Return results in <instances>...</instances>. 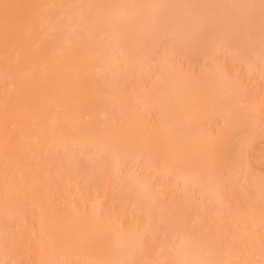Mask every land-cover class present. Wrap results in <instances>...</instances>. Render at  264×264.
Masks as SVG:
<instances>
[{
	"label": "bare ground",
	"instance_id": "obj_1",
	"mask_svg": "<svg viewBox=\"0 0 264 264\" xmlns=\"http://www.w3.org/2000/svg\"><path fill=\"white\" fill-rule=\"evenodd\" d=\"M217 1L0 0V264H264V183L245 187L248 151L233 172L226 149L264 25L257 41L223 15L243 0Z\"/></svg>",
	"mask_w": 264,
	"mask_h": 264
},
{
	"label": "rangeland",
	"instance_id": "obj_2",
	"mask_svg": "<svg viewBox=\"0 0 264 264\" xmlns=\"http://www.w3.org/2000/svg\"><path fill=\"white\" fill-rule=\"evenodd\" d=\"M214 2H220V1H215V0H213ZM227 1H229V2H227ZM231 1H234V2H231ZM248 1H250V0H243L242 2H244V4H246L245 6H247V4L248 3H246V2H248ZM257 1V0H256ZM261 1H264V0H258L257 2H260L261 3ZM239 1H236V3H238ZM253 3L254 4V6H256V8L255 7H253V9H254V11H253V9L251 8V10L249 11V13L251 14L250 16H252V17H254L255 16V19H254V21L252 22V28H246V26H247V24L244 26V25H242L241 23H243V22H241V19L243 18V21H245L246 19L243 17V10H246V9H248L249 10V8H241V6L243 7L244 6V4L242 3L241 5H240V3H238L239 5V10L237 9L238 8V6H236L235 4V0H221V3H220V5H223L224 6V4H226V5H229L230 3H231V5L232 4H234L233 5V9L230 11V12H226V13H223V15L224 16H226L225 14H227L228 13V15L227 16H230V18L229 19H231V23L232 24H234V22L235 21H239V23H240V28H244L245 29V32H246V30L247 31H249V33H250V35L252 34V35H255L257 38H261V34H262V32L260 31V26H261V24L263 23V25H264V4L263 3H258L257 4V2L256 3H254L255 2V0H251L249 3ZM219 4V3H218ZM260 4V5H259ZM225 5V6H226ZM248 5H250V4H248ZM222 6V7H223ZM244 6V7H245ZM237 7V8H236ZM247 7H251V5L250 6H247ZM259 7H263V10H262V13H263V15H259V14H261V11L259 10ZM221 8V7H220ZM258 8V9H257ZM236 9H237V11H236ZM256 9V10H255ZM261 9V8H260ZM197 10V9H196ZM206 10H208V8L206 9ZM235 10V11H234ZM257 10H259L258 11V14H256V13H254L255 11H257ZM198 11V10H197ZM203 11V10H202ZM239 11V12H238ZM242 11V12H241ZM247 11V10H246ZM145 12V11H144ZM195 12V11H194ZM200 12V9H199V11H198V13ZM235 12H236V15H235ZM240 12L242 13V15L240 14ZM195 13H197V12H195ZM234 13V14H233ZM237 13L238 14H240L239 16H237ZM247 13V12H246ZM146 14H148V12H146ZM204 14H206V13H204ZM221 15V14H220ZM222 15V16H223ZM143 16V15H142ZM144 16H145V14H144ZM143 16V17H144ZM247 17H249V15L247 14L246 15ZM259 16V17H258ZM239 17H240V19H239ZM246 17V18H247ZM256 17H258L257 19H256ZM263 17V18H262ZM220 18V17H219ZM260 18V19H259ZM262 18V19H261ZM218 18H216V20H217ZM223 19V18H222ZM224 19H226L225 17H224ZM228 19V18H227ZM226 19V20H227ZM251 19V18H250ZM219 20V19H218ZM235 20V21H234ZM252 20V19H251ZM223 21V20H222ZM247 21L248 22H250L248 19H247ZM188 22H190L189 24L191 25V23H193V20H192V22L191 21H188ZM187 22V23H188ZM217 22V21H216ZM228 22H230V21H228ZM225 23V22H224ZM223 23V24H224ZM246 22H244L243 24H245ZM226 24H227V22H226ZM238 24V23H237ZM221 25V24H220ZM192 26V25H191ZM218 26H219V24H218ZM223 26V25H222ZM230 25L228 24V25H226V26H223V27H229ZM250 25H248V27H249ZM183 26H181V28H182ZM185 27V26H184ZM262 27V26H261ZM186 28V27H185ZM191 30H194L193 28H191ZM243 30V29H242ZM250 30L252 31V33L250 32ZM261 30H263V27H262V29ZM244 31L243 32H241L242 34L243 33H245ZM260 32H261V34H260ZM195 33V32H194ZM240 33V34H241ZM249 33L247 34V36H246V34H245V36L243 35V38L244 37H247V38H245V39H249V37L251 38L252 36H250L249 35ZM260 35V36H259ZM255 36H253L254 38H255ZM259 36V37H258ZM253 37H252V39H253ZM262 37H264V30H263V36ZM168 37H166L164 40H166ZM243 38H241V39H243ZM257 38H255V40H257ZM260 38L257 40V41H259L260 40ZM130 40V44L133 46V44L135 45L136 44V39H135V37H131V39H129ZM156 38L155 39H152V41H154V42H156ZM168 40H169V38H168ZM135 42V43H134ZM169 42H170V40H169ZM156 43H158V40H157V42ZM162 43V44H161ZM161 43H159V44H161L160 45V47L158 46V49H159V52L160 51H164V49H166V48H168V47H166L165 45H168V46H172L170 43V45L169 44H167L168 43V41H161ZM166 43V44H165ZM174 43V42H173ZM148 44H150V43H148ZM147 44V45H148ZM165 44V45H164ZM204 44L205 43H203L202 44V50L204 51V53L206 52L205 51V49H204ZM151 46L150 47H152V44H150ZM157 45V44H156ZM155 45V47H157ZM163 45V46H162ZM191 45V44H190ZM189 45V46H190ZM149 46V45H148ZM176 46V45H175ZM154 47V46H153ZM163 47H165V48H163ZM182 47V46H181ZM180 46H178L176 49H174V50H177L176 51V54L181 58L180 60H182V61H186L185 62V64H187L188 63V60L187 59H184V56H185V54H186V49H185V51H183V52H180L179 50L181 49V51L183 50V48H181ZM147 48V47H146ZM146 50L144 47H140V49H139V52L141 53V50ZM153 49V48H152ZM151 48H150V52H149V50L147 49V51H148V54H150V53H152V51L155 53V52H157V54H159L158 53V49L156 50V48H155V50L156 51H154V49L152 50ZM161 49V50H160ZM163 49V50H162ZM173 50V51H174ZM199 50H200V48H199ZM203 51H201L200 50V52H201V54L199 53L198 55H200V56H198V55H195L194 57L195 58H197L198 60H196L195 58V60L196 61H198V62H196L194 59V62H195V64H193L192 63V65H191V67H196L197 69H201V68H204V67H206L208 64H207V62H205V66H204V60L202 61V54H203ZM138 52V51H137ZM138 52V53H139ZM143 52V51H142ZM162 52H160V53H162ZM175 52V51H174ZM182 53V54H181ZM142 54H145L144 55V57H147V54L146 53H142ZM176 55V56H177ZM143 56V55H142ZM201 57V58H200ZM222 56H220V57H218V58H220V60L218 61V59L216 60L217 62H219V70H220V72H224V71H227L228 70V74L231 72H233V64H234V66H242L243 64L240 62L239 63V61H237V63L236 62H233V61H230L229 59H230V57H229V54H228V59L226 58H221ZM199 58L201 59L200 61H199ZM179 59V58H178ZM224 59V61H222ZM206 60V59H205ZM208 60V63L210 64L211 63V61H209L210 59H207ZM226 60V61H225ZM215 61V63H217ZM231 62H232V65H230L231 64ZM243 62V61H242ZM260 62L261 61H259V64H260ZM244 63V62H243ZM264 63V62H263ZM203 64V65H202ZM207 64V65H206ZM236 64V65H235ZM238 64V65H237ZM255 64V63H254ZM254 64H250V65H252V66H254ZM259 64H258V62L256 63V67L255 68H257L256 70H251L250 71V69H249V67H251V66H249V67H247L246 69H242L241 71H242V73H244L245 72V70H247L248 72H245V74H246V78H247V81L245 82L246 84H247V91H245V90H243L242 91V100H243V102L242 103H240V110L238 111V114H240V116H239V119H240V125L239 126H237V128H238V132H236V133H232L231 134V136L233 137L230 141H229V143L227 144V146H226V149H227V151H228V160H227V165H228V167H230L231 169H232V171L233 172H235V170L237 169V167H238V162H237V158H238V156H239V154L241 153V151H242V149L243 150H246V151H248L247 152V154L245 153V157H249L250 159L248 160V157L247 158H245V161L247 162V168H248V170H250V173H248V178H247V181L245 182V187H247L249 190H251L252 192H254L255 191V189L254 188H252V186H255L256 187V185H258L257 183H264V164H262V163H264V160L263 161H260L259 162V164H256V162H258V161H256V159H254V160H252L253 159V157L250 155V154H253V153H255V152H259V153H264V134H263V132H257V131H255L254 129H255V124H256V120L258 121V119L260 118V113H261V109H259V107H258V95L260 94V91H261V89L259 90V89H257L256 90V86H259V87H261V85L263 84V82H264V78H262V75L260 74V73H258V72H260V71H258V70H260V67L263 65L262 63V65H260L259 66ZM232 66V67H231ZM244 66V65H243ZM258 66H259V69H258ZM264 67V65L262 66V68ZM261 68V69H262ZM251 69H254V68H252L251 67ZM244 71V72H243ZM231 73H230V77H231ZM231 80H232V78H231ZM258 80V81H257ZM260 84L261 82L260 81H262V83L260 84V85H258L257 84V82ZM255 87V88H254ZM0 91H1V89H0ZM249 92H251V94H252V96L250 95V96H247V94L246 93H249ZM254 92V93H253ZM250 116L251 115V121H248V117L247 118H243L242 116ZM241 117H242V119H241ZM246 119V120H245ZM261 133V134H260ZM242 139V140H241ZM250 148H252V151L251 152H249V149ZM76 158L77 159H79V160H86V159H84V157H81V156H83V155H80V154H77L76 153ZM80 157V158H79ZM81 158H83V159H81ZM247 159V160H246ZM249 161L250 162H252V164L251 163H249ZM254 161V162H253ZM95 164H97V165H99V166H97V165H95ZM249 164H251V166L253 165V167H251ZM254 164H255V166H254ZM261 165V166H260ZM263 165V166H262ZM97 166V167H96ZM101 166V167H100ZM130 166H132V165H130ZM256 166L258 167V168H256ZM99 167V168H98ZM102 167H103V165L102 164H100V163H94L93 164V166H91V171H95L96 172V170L97 169H100V170H102ZM136 166H134V167H132L131 169L133 170V171H135L136 172V174L138 173V174H140V173H142V172H139L140 170H139V168H135ZM250 167V168H249ZM252 168H253V170H254V172L252 171ZM137 170H138V172H137ZM142 171V170H141ZM100 172H102V173H96V174H94L93 176L94 177H96V178H94L93 176H91V180H93L94 182H100L101 183V181H102V176L104 175V171L102 170V171H100ZM102 175V176H101ZM100 176V177H99ZM263 177V178H262ZM94 178V179H93ZM100 179V180H98V179ZM246 178V177H245ZM261 178V179H260ZM258 179H260V180H258ZM263 181V182H262ZM99 183V184H100ZM250 183V184H249ZM251 183H254V185H252ZM256 183V184H255ZM252 185V186H251ZM254 190V191H253ZM177 192V193H176ZM178 193H180L179 195H178ZM178 195V196H177ZM181 195V190H176L175 192H172V197H174L175 199H177L179 196ZM128 197V195L127 194H124L123 195V198L125 199V197ZM131 195L129 194V198H131L130 197ZM194 197H192L191 199H189L188 198V201L190 200V202H188L189 203V205L186 203V205H188V208H189V206H190V208H191V210L192 211H195L198 207H200V205H198L199 203H201V200H200V193L199 192H197L196 191V193L193 195ZM182 198V199H181ZM179 197L178 199L180 200V202H182V204H185L184 202H187V198L186 197ZM183 198H184V201H183ZM185 199H186V201H185ZM193 201V202H192ZM195 201V202H194ZM196 201L198 202V203H196ZM200 201V202H199ZM196 206H195V205ZM191 206H193V208L191 207ZM131 209V208H130ZM182 222V223H181ZM184 219H180V220H177V224L178 225H176V226H174V231H176L177 232V234L179 233L180 235H181V232L182 233H184L185 231H188V229L189 228H191V225L188 227V226H182L183 224H184ZM180 225V226H179ZM178 226V228H176ZM180 227H182L183 229H181ZM176 228V229H175ZM183 230V231H181V230ZM178 230V231H177ZM178 234V235H179ZM175 236V235H174ZM169 238H167L166 240H167V242L168 241H170V242H168V243H171L172 241H175L176 240V238H173L172 237V234L170 235V236H168ZM172 240V241H171ZM256 258V257H255ZM254 258V259H255ZM258 258V257H257ZM253 258H251V260H252ZM234 260H236V259H234ZM238 260V259H237Z\"/></svg>",
	"mask_w": 264,
	"mask_h": 264
}]
</instances>
